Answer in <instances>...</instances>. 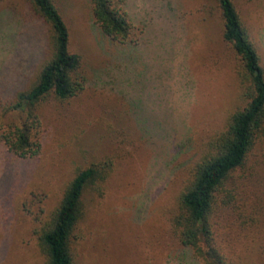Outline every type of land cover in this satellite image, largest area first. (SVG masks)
Returning a JSON list of instances; mask_svg holds the SVG:
<instances>
[{
    "label": "rangeland",
    "instance_id": "obj_1",
    "mask_svg": "<svg viewBox=\"0 0 264 264\" xmlns=\"http://www.w3.org/2000/svg\"><path fill=\"white\" fill-rule=\"evenodd\" d=\"M114 1L134 26L127 44L103 33L91 0H56L85 88L39 105L38 156L18 158L0 142V264H44L42 224L78 170L108 159L113 171L84 197L75 264H201L172 219L205 144L247 104L242 62L216 0ZM233 1L264 67V0ZM48 32L28 0L0 4V101L34 80ZM226 189L212 217L218 246L231 264H264V137Z\"/></svg>",
    "mask_w": 264,
    "mask_h": 264
},
{
    "label": "trees",
    "instance_id": "obj_2",
    "mask_svg": "<svg viewBox=\"0 0 264 264\" xmlns=\"http://www.w3.org/2000/svg\"><path fill=\"white\" fill-rule=\"evenodd\" d=\"M6 1L10 0H0V4ZM28 2L32 14L48 26L49 54L41 61L34 80L26 88L12 99L0 101V120L5 119L7 128L0 134V142L21 159L40 154L39 105L50 97L68 101L85 88V79L80 75L82 57L71 52L70 30L56 0ZM216 2L223 21V39L242 62L239 76L247 104L233 112L225 129L207 141L178 197L177 212L172 219L173 232L201 264H231L216 242L212 217L219 195L228 192L226 185L230 176L244 165L255 141L264 137V67L261 58L234 1ZM91 3L94 20L103 33L114 43H129L134 28L129 15L114 0H91ZM113 166L110 159L93 163L78 170L66 186L59 206L42 224L38 234L44 264H75L72 237L84 215L85 194L92 187L99 185L100 189Z\"/></svg>",
    "mask_w": 264,
    "mask_h": 264
}]
</instances>
